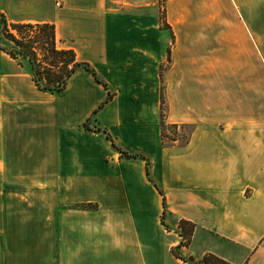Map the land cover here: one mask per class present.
I'll list each match as a JSON object with an SVG mask.
<instances>
[{"label": "crops", "instance_id": "0c3cea01", "mask_svg": "<svg viewBox=\"0 0 264 264\" xmlns=\"http://www.w3.org/2000/svg\"><path fill=\"white\" fill-rule=\"evenodd\" d=\"M216 4L201 0L210 14L193 21L166 18L177 39L200 40L210 26L233 45L212 70L189 49L166 69V121L194 126L185 145L167 147L156 0H0L8 21L53 23L57 46L113 92L92 116L108 90L84 68L49 93L27 62L0 49V264H187L175 246L195 259L209 252L264 264V79L245 19ZM104 129L120 148L147 155L165 225L144 160L112 164ZM180 219L194 224L187 246H177Z\"/></svg>", "mask_w": 264, "mask_h": 264}, {"label": "trees", "instance_id": "16d2710c", "mask_svg": "<svg viewBox=\"0 0 264 264\" xmlns=\"http://www.w3.org/2000/svg\"><path fill=\"white\" fill-rule=\"evenodd\" d=\"M167 28L165 18L162 17ZM0 34L9 41V45L0 43V49L7 53L11 58L21 63L27 62L29 65L31 79L37 89L49 93H60L66 87L68 79L72 73L79 67L88 71L93 78L102 84L108 90L106 81H104L96 70L86 61L78 60L76 54L71 48H61L56 44L55 27L50 22H12L8 21L5 15L0 12ZM113 92L107 91L105 99L93 110L92 114L96 113L98 109L112 98ZM164 100L161 98L160 113H159V135L162 146H182L185 145L190 138L194 126L186 123H169L166 121L165 112L163 109ZM88 116L83 126L87 129ZM171 127L177 129L178 127H187L188 132L180 134H165V128ZM96 129V128H95ZM99 129V128H97ZM105 136L110 140L111 144L123 155L124 158L140 157L145 162V175L147 180L153 184L157 191L162 195V213L161 223L165 225L164 214L166 211L165 201L162 189L150 177L149 159L146 154L142 152H129L120 148L112 139L111 135L105 130ZM166 139L168 140L166 143ZM169 142V143H168ZM173 142H178L174 144ZM81 208L92 207L96 209V204H79ZM178 233L182 237L177 246L188 245L194 224L188 220L180 219L178 223ZM170 252L177 258L183 260L187 264H232L223 258L218 257L212 253H204L199 259L193 256H183L177 250V247H171Z\"/></svg>", "mask_w": 264, "mask_h": 264}, {"label": "rangeland", "instance_id": "374dc122", "mask_svg": "<svg viewBox=\"0 0 264 264\" xmlns=\"http://www.w3.org/2000/svg\"><path fill=\"white\" fill-rule=\"evenodd\" d=\"M201 0H156V9L157 14L160 17L161 20V36L159 40V46L155 44V46L152 49L159 50L160 49V56L161 61L158 65V73L160 77V104H161V98H163L165 102V96H164V80L163 75L168 67L174 63V61L177 59L178 55H181L185 49H189L190 52H192L197 58H200V55H203V60L206 59V61L209 64L210 70H212V67L216 65V58L222 57L226 58L229 53L231 52V49L233 48L232 43L228 41H222L221 39H218L217 33L211 32L210 26L205 28L203 32V37L200 40H183V39H177L178 35L174 32V29L170 26V28H167V25L164 24V21L162 17L165 18V21H167V16H170L171 18H180L181 16H184V20H187V18H192V21L195 18H199L201 16L207 15V13L210 14V11L207 12L204 8H199V2ZM219 4H216L217 6H222L223 11L227 12L228 10H232L236 16L239 18H244L245 23L247 27H250L251 29V36H252V44H253V50L256 52L257 57V77L259 80L264 79L261 75V70L264 68V0H214ZM183 9H182V7ZM236 5V7H235ZM169 13V14H168ZM188 22L185 26H191L194 27L195 25L191 22ZM249 24V25H248ZM0 43L4 45H9V41L4 38L2 34H0ZM59 45H61L58 42ZM186 52V51H185ZM184 52V55H185ZM229 57V56H228ZM179 57L178 59H180ZM201 59H199L200 61ZM197 62H194V64ZM233 63V62H231ZM204 64V63H203ZM264 72V71H263ZM262 72V73H263ZM262 78V79H261ZM231 79L225 78V81H230ZM164 112L166 113V104L164 103L163 106ZM159 113H160V105H159ZM92 116H95V113L92 114ZM92 116L89 117V120L87 121L88 126H91L93 124L96 125L92 121ZM188 128L187 127H178L177 129H173L171 127L165 128V134H182L187 133ZM166 139V143H167ZM169 143V142H168ZM174 144H177L178 142H173ZM123 149V148H122ZM117 150V149H116ZM126 150V149H124ZM132 149H127L129 152ZM111 153L113 154L108 160L112 162V164H116L118 167H123L125 165H131L135 160H133L134 157L131 158H124L123 155H120L119 151H115V148H112ZM137 158V157H135ZM139 158V157H138ZM122 161L121 163H118V161ZM142 181L145 182V179L142 177ZM142 184V183H141ZM145 184V183H144ZM147 184H145L146 187ZM146 191H148L147 187L144 188Z\"/></svg>", "mask_w": 264, "mask_h": 264}]
</instances>
